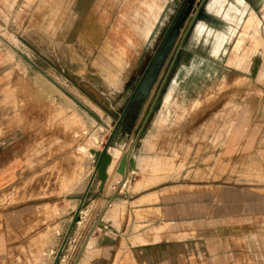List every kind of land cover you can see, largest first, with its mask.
I'll use <instances>...</instances> for the list:
<instances>
[{
	"label": "rangeland",
	"instance_id": "obj_1",
	"mask_svg": "<svg viewBox=\"0 0 264 264\" xmlns=\"http://www.w3.org/2000/svg\"><path fill=\"white\" fill-rule=\"evenodd\" d=\"M199 1L193 0V9ZM51 5L43 0H13L8 9H0V39L8 59V86L0 90V145L8 147V135L18 142L22 136L28 137L22 177L0 189V237L5 244L0 264H53L94 173L90 150L100 151L106 145L177 12L172 4H165L155 35L149 42L134 39L132 47L127 45L131 17L123 18L129 8L124 0H57L54 8ZM192 16L184 23L180 37ZM234 28L240 30V25L235 23ZM202 43L192 29L186 40L188 48L161 92L160 99L165 102L169 88L178 80L170 108L172 115L181 116L168 122L169 116L154 131L161 109L160 104L155 106L133 155L138 156L143 148L152 151L154 158L140 159L141 173L156 174L163 169L171 171L173 179L180 177L188 162L194 163V169L185 170L174 182L199 184L205 197L231 187L264 197V52L256 46L243 63L230 65L243 71L240 73L203 60L209 46ZM232 45L224 55L231 53ZM171 57L128 139L122 138L125 131L116 139L107 183V189L114 193V169L122 156L118 149L125 153L130 150ZM174 98L195 103L183 111L174 106ZM150 131L156 139L154 147L147 149L144 141ZM96 139L103 146L96 145ZM196 143L205 146L201 155L204 163L202 159L198 164L190 160ZM130 189L137 192L141 187L135 184ZM89 198L87 195L79 214L82 221L73 227L58 264L75 263L101 215L77 263L100 264L106 256V264H150L154 253L145 248L131 249V239L124 237L132 234H122V228L119 233L114 230L120 219L124 223L127 206L116 200L106 206ZM146 241L138 236L133 243ZM92 252L96 256L91 258Z\"/></svg>",
	"mask_w": 264,
	"mask_h": 264
},
{
	"label": "crops",
	"instance_id": "obj_2",
	"mask_svg": "<svg viewBox=\"0 0 264 264\" xmlns=\"http://www.w3.org/2000/svg\"><path fill=\"white\" fill-rule=\"evenodd\" d=\"M43 1H48L50 5L53 4L51 8H54L57 0ZM12 2L13 0H0V9H8V3L12 4ZM229 2L239 9L243 8L237 0H229ZM244 2L250 8L257 9V12L260 11L257 0H244ZM206 4L203 11L207 12ZM208 14L214 18V21L208 23L199 20L196 27L200 22H203L208 30L229 35V23L220 17ZM194 36L199 44L203 42L202 45L209 46L208 53L202 55L203 60L214 61L218 66L234 68L226 63L231 53L228 56L224 54L227 46L234 42L235 37L229 41L227 37V41L216 54L214 52V37L207 33L200 36L197 34V30ZM1 40L0 90L8 86L6 80L8 59L5 45ZM9 54L13 57L12 51H9ZM197 54L201 56V54ZM222 62L225 64L222 65ZM25 69L24 71L28 74V66ZM37 70L39 71L38 67ZM233 70L243 73L236 68ZM163 102L162 99L159 111L163 109ZM175 102L174 106L180 107V110L183 109V111H187V108L183 107L193 106L195 103L193 101L189 104L184 98H175ZM179 116L181 115L174 116L171 112L168 122ZM155 129L157 128L154 127L153 130L155 131ZM27 139L28 137L22 136L18 142L14 141L13 135H8V147L0 145V189L5 185H14L22 177L26 167L23 163L28 157L25 152V147L28 145ZM122 149L118 150L123 155L125 151L123 152ZM205 152V146L196 143L190 160L193 159V162L198 164L199 159H202V163H204V158L201 155ZM138 153V156H135L137 170L132 174L129 173L122 186L116 187L115 183L113 184V187L120 189L115 200L127 206L124 223L120 219L119 227L113 229L119 233L122 228V234H132L131 237H124L126 240L131 239L129 242L131 249L145 248L154 253V260L150 264H202V262L206 264H264V197L233 187L219 194L213 193L211 197H205L204 191H199V184L189 185L174 182L176 179L179 180L181 175L183 176L185 170L194 169V163L189 164L188 162L184 171L179 175L180 177L173 179V173L163 169L157 171L156 174L141 173L143 165L140 163V159L153 156H150L152 151L147 152L144 148ZM148 153L149 155L146 156ZM115 169L114 175H117ZM187 174L188 172H186V176ZM136 175L139 177H135ZM95 183L88 193L89 200L104 202L108 206L114 192L110 188L107 189V184L104 191L100 192L99 185ZM135 184L141 187L137 192L130 189ZM84 213L83 211V215ZM138 236H142L147 241L133 243L134 238ZM138 239L141 240V238ZM3 241L4 239L0 237V252L5 249ZM200 251L203 258L200 257ZM58 252L59 250L56 253ZM105 260L106 256L102 258L100 264H106Z\"/></svg>",
	"mask_w": 264,
	"mask_h": 264
},
{
	"label": "water",
	"instance_id": "obj_3",
	"mask_svg": "<svg viewBox=\"0 0 264 264\" xmlns=\"http://www.w3.org/2000/svg\"><path fill=\"white\" fill-rule=\"evenodd\" d=\"M174 1L176 3H174L173 5H174V7H177L178 0H174ZM206 1L207 0H200L197 4L196 9H193V6H192L193 0L191 1L190 6L187 7V13L193 12V16L189 20V25H188L187 29L185 30V32L183 33V35H181V37H180L181 29H182L184 23L186 22V20L188 19V17H187L188 15L186 14L185 17L179 18L178 24L174 28L175 29L174 33L172 32V27L174 25V22L171 23V25L166 30L161 42L159 43V45L157 47V49L153 53L152 58L150 59L145 71L143 72L140 80L138 81L133 93L131 94L120 118L118 119L115 127L111 131L110 137H109L106 145L100 151L97 149H91L90 150V154L92 156L91 161L94 163V173H93V175L89 181V184L85 190L84 195L81 197L80 205L78 207L76 215L74 216V218L72 220L71 226H70L69 231L65 237V240H64V243H63L61 249L56 254V257H55L53 264L59 263L73 227L75 226V224L77 222L82 221V218L79 216V214H80L81 208L84 205L85 200L87 198V195H88L91 187L93 186L94 182L95 181L98 182L100 192L104 191L106 184L109 180L108 170H109V167L113 163L112 150L116 149L115 148V142H116L117 137L119 136V134H122V132L125 131L126 133H124L122 135V138L128 139V137L130 136V134H131V132H132V130L136 124V121L138 120L144 106L146 105V103L150 99L152 92H153L154 88L156 87V84H158V81L160 79V75H161L163 69L165 68L169 58L173 54V56L171 57L172 58L171 64H170L169 68L167 69L166 76L164 77L162 83L160 84V87H159L157 96L154 100V103L152 104L148 113L146 114V117L142 123V126L139 127V129L135 132V139L133 141V144H132L130 150H128L125 154H123L118 161V164H117V167L115 170H116L117 175L120 176V178L115 183L116 187L122 186L126 182L128 176H129V173L132 174L133 171L137 170L136 158L133 155L134 149L136 147V144H137L139 138L144 134L143 127L146 124V122L148 121V118L150 117L151 113L153 112L155 106H157L161 102V99H160L161 92L167 83L168 76L171 73V70L173 69V67L175 66L176 61L178 60L180 53L183 52L184 49L188 48L185 44V42L188 38V35L190 34L192 29H193V34L196 31V25H195L196 16L198 15V13L200 11H202V13L204 15L203 16L204 21H206L208 23H212L214 21L213 17H211L206 11H203L204 10L203 7H204ZM181 10H182V7L179 8L177 16L180 14ZM154 35H155V31L153 33V36ZM95 143H96V145H99L100 141L98 139H96ZM119 191H120V189H117V191L114 193L113 197L110 200L109 205L116 198ZM102 216L103 215H101L98 218V220L95 222V224L92 226L91 230L89 231V234H88L87 238L85 239V241L82 245L79 258L81 256V254L83 253L84 249L86 248L90 237L95 233L97 226L99 225V223L102 219ZM79 258L76 260V262L74 264H77Z\"/></svg>",
	"mask_w": 264,
	"mask_h": 264
},
{
	"label": "bare ground",
	"instance_id": "obj_4",
	"mask_svg": "<svg viewBox=\"0 0 264 264\" xmlns=\"http://www.w3.org/2000/svg\"><path fill=\"white\" fill-rule=\"evenodd\" d=\"M124 1L125 3H128L129 8L127 7L128 11L123 14V18H127L128 16L131 17L130 18L131 20H134V21L128 20L129 23L128 30L131 32L130 34L126 35L127 45L129 44L133 47L135 46L134 39H142V40L144 39V35L142 34L143 29L141 30L139 25H137L141 17L140 11H143L145 9L149 11L152 10L155 3L153 1L150 3L148 2V0H134L131 4L132 0L131 1L129 0V2L128 0H124ZM237 2L243 7L242 9L235 7V5L230 3L229 0H210L206 8L208 13L220 17L221 19L229 23V32H230L229 35H227V33L225 35L223 33H216L214 31L208 30L203 22H200L196 27L198 35L201 36L203 33L205 34L207 33V35L214 37L215 39L214 52L216 54L219 52V49L222 47L224 42L227 41V37H228V41L234 39L235 37L231 49V55L226 62L227 65L229 66L243 63L247 57L252 55L253 49L256 46L259 48V51L264 52V0H259L260 15L256 12L254 8H250L249 5L245 4L246 2H244V0H237ZM137 3H138L137 9L134 10L133 6L134 5L136 6ZM131 12L133 14L129 15V13ZM235 23L240 25V30H236L234 28ZM143 41L145 42V39ZM178 85H179L178 80L175 79L173 84L169 88V92L165 98L163 109L160 111L158 117L156 118V124L153 123L154 125H156L155 128L158 129V127L161 126V123L164 124V121L170 116L171 114L170 102L172 97L175 96V93L178 89ZM155 139H156V135H154V131H150V133L148 134L147 138L144 141L145 147L147 149L153 148ZM81 151L83 154L86 152V150L83 148L81 149ZM113 162H114V158H113ZM119 178H120L119 175H114V181H118ZM95 253L96 252H92L91 258L96 256Z\"/></svg>",
	"mask_w": 264,
	"mask_h": 264
},
{
	"label": "flooded vegetation",
	"instance_id": "obj_5",
	"mask_svg": "<svg viewBox=\"0 0 264 264\" xmlns=\"http://www.w3.org/2000/svg\"><path fill=\"white\" fill-rule=\"evenodd\" d=\"M152 1L155 3L154 6H153V9L150 10V11L147 10V9H145L143 11H140L141 17L139 19V22L137 23V25H139L141 30L143 29L142 30L143 31L142 34L144 35L145 42H149L151 40V38L153 36V33H154V29L156 28V26L158 24L161 23L162 15H163L164 10H165L164 9L165 8V4H167V3L168 4H172V6L174 7L173 4L176 3L174 0H148V2H150V3ZM191 1L192 0H182L179 4L177 2V7H174L177 12L175 13L174 17L172 18V21L169 24V26H170L171 23L174 22V25L172 27V32L173 33L175 32L174 28L178 24L179 18L185 17L186 14L190 16L193 13V12L187 13V7L190 6ZM181 7H182V10L180 11V14L177 16L178 10ZM189 16H187V17H189ZM203 16L204 15H203L202 11H200L198 13V15L196 16V21L203 20V18H204ZM168 27H167V29H168ZM166 30H165V32H166ZM185 44H186V42H185ZM181 53L179 55V58L181 57ZM179 58H178V60H179ZM178 60L176 61V64H178Z\"/></svg>",
	"mask_w": 264,
	"mask_h": 264
},
{
	"label": "built area",
	"instance_id": "obj_6",
	"mask_svg": "<svg viewBox=\"0 0 264 264\" xmlns=\"http://www.w3.org/2000/svg\"><path fill=\"white\" fill-rule=\"evenodd\" d=\"M103 144H104L103 142H100V146H103ZM113 189L116 191L117 188L113 187Z\"/></svg>",
	"mask_w": 264,
	"mask_h": 264
}]
</instances>
